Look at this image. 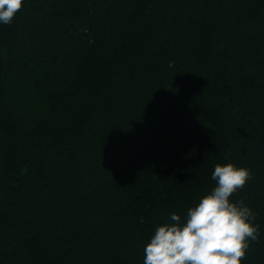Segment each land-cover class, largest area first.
<instances>
[{"label": "trees", "instance_id": "trees-1", "mask_svg": "<svg viewBox=\"0 0 264 264\" xmlns=\"http://www.w3.org/2000/svg\"><path fill=\"white\" fill-rule=\"evenodd\" d=\"M264 264V0H23L0 23V264H143L217 164Z\"/></svg>", "mask_w": 264, "mask_h": 264}, {"label": "clouds", "instance_id": "clouds-1", "mask_svg": "<svg viewBox=\"0 0 264 264\" xmlns=\"http://www.w3.org/2000/svg\"><path fill=\"white\" fill-rule=\"evenodd\" d=\"M22 6L23 0H0V23L10 24ZM250 178L247 168L217 164L215 187L187 210L184 220L172 213L171 222L156 227L144 247L143 264H241L259 226L251 209L230 197Z\"/></svg>", "mask_w": 264, "mask_h": 264}]
</instances>
